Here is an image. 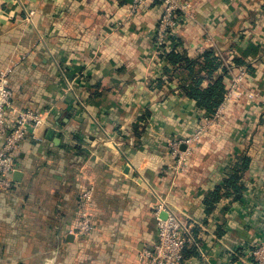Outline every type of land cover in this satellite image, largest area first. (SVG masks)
I'll list each match as a JSON object with an SVG mask.
<instances>
[{"label":"crops","instance_id":"0c3cea01","mask_svg":"<svg viewBox=\"0 0 264 264\" xmlns=\"http://www.w3.org/2000/svg\"><path fill=\"white\" fill-rule=\"evenodd\" d=\"M183 1L177 50L242 58L224 82L246 68L254 98L212 116L189 99L186 72L164 73L156 0H0V72L12 68L14 106L49 114L17 154L21 182L0 193V264H146L162 200L194 238L186 264H254L264 240V0ZM201 128L178 166L171 144ZM243 153L242 199L207 214L206 195ZM89 188L93 230L79 235Z\"/></svg>","mask_w":264,"mask_h":264},{"label":"built area","instance_id":"2783aa9c","mask_svg":"<svg viewBox=\"0 0 264 264\" xmlns=\"http://www.w3.org/2000/svg\"><path fill=\"white\" fill-rule=\"evenodd\" d=\"M156 1L160 7V16L155 45L157 52L161 55L172 50V38H176L175 32L183 19L182 13L187 12L190 2L183 0ZM247 71L244 68L234 77L225 93L224 103L239 99L242 95L248 98L255 97L253 92L244 94ZM11 72L12 68H6L0 72V193L9 192L15 185L13 175L20 170L17 154L25 139L35 135L49 122L48 113H42L33 108L19 109L14 106L15 93L10 84ZM202 131L203 128L188 137L187 140L171 144L173 154L179 157L178 166L185 161L181 152L182 144L191 147L194 142L199 140ZM81 199L82 207L77 231L79 235H87L93 230V189L89 188L83 191ZM154 216L157 224V241L152 248L142 252L141 259L146 264H186L184 249L194 242L187 225L164 200L155 205ZM252 255L254 264H264V240L255 246Z\"/></svg>","mask_w":264,"mask_h":264},{"label":"trees","instance_id":"16d2710c","mask_svg":"<svg viewBox=\"0 0 264 264\" xmlns=\"http://www.w3.org/2000/svg\"><path fill=\"white\" fill-rule=\"evenodd\" d=\"M121 1L128 2L129 0ZM175 41H178V39L172 38L173 46L170 52L161 54V58L165 61L164 73L171 75V70L183 69L186 72V77L182 78L180 86L184 94L189 99L195 101L197 106L211 116L215 115L224 103V96L227 91L224 79L229 74L230 66H242L245 64L244 60L242 58H233L226 62L213 49L205 51L196 58H191L187 52L182 53L177 50L179 42ZM248 68L249 71H253L251 66L248 65ZM161 83L162 81L160 80L159 85ZM148 117L149 113L146 112L140 120L145 121ZM143 129V126L137 125L135 127L136 135L140 134ZM250 165L251 158L245 153L233 161L223 183L217 186L215 190L209 192L205 197L207 214H210L215 209L217 203L224 197L231 198L233 201L242 199L246 191L243 176ZM188 247L186 246L184 249L185 259H187L186 250Z\"/></svg>","mask_w":264,"mask_h":264},{"label":"water","instance_id":"95a60500","mask_svg":"<svg viewBox=\"0 0 264 264\" xmlns=\"http://www.w3.org/2000/svg\"><path fill=\"white\" fill-rule=\"evenodd\" d=\"M22 177H23L22 171H16L13 175L14 181H16V182H21Z\"/></svg>","mask_w":264,"mask_h":264},{"label":"rangeland","instance_id":"374dc122","mask_svg":"<svg viewBox=\"0 0 264 264\" xmlns=\"http://www.w3.org/2000/svg\"><path fill=\"white\" fill-rule=\"evenodd\" d=\"M244 94H246V90H244ZM243 97L246 98V99H248V97H246L245 95H242V97H240L239 99H234L233 101H239V100H241Z\"/></svg>","mask_w":264,"mask_h":264}]
</instances>
